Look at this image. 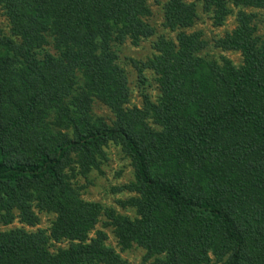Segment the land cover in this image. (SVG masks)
<instances>
[{"label": "trees", "instance_id": "trees-1", "mask_svg": "<svg viewBox=\"0 0 264 264\" xmlns=\"http://www.w3.org/2000/svg\"><path fill=\"white\" fill-rule=\"evenodd\" d=\"M199 4L234 28L212 44L188 33ZM249 9L264 0H0V226L20 224L0 230V264H130L132 248L148 264H264V34ZM126 42L152 48L128 59L139 105ZM110 144L133 170L112 189L130 194L124 212L82 195Z\"/></svg>", "mask_w": 264, "mask_h": 264}, {"label": "rangeland", "instance_id": "rangeland-1", "mask_svg": "<svg viewBox=\"0 0 264 264\" xmlns=\"http://www.w3.org/2000/svg\"><path fill=\"white\" fill-rule=\"evenodd\" d=\"M193 1V0H190ZM153 9V18L151 22L155 25L156 28L160 29V25L162 23V14L159 11V7H152ZM198 13H200V19L197 21L196 25L187 30L188 33L195 31H202L203 38L207 40L210 44L219 37H222L226 31H231L234 28V16L227 19L225 24L221 27H213L212 20L209 19V16L203 12L201 4L197 7ZM248 12H254L257 14L258 19V28L259 33L264 34V9L256 10L249 9ZM0 28L8 33V25L5 21L4 17L0 11ZM162 30V29H161ZM118 53L120 59V65L125 69L130 77V89L131 93V101L135 104H140L141 98L135 87V71L131 67L128 59H137L144 61L152 54V48L150 42H142L139 47H133L129 42H126L122 46H118L115 48ZM209 54H212L215 58L219 56H224L231 60L235 65L240 64L241 56L238 52H221L218 50H209ZM147 78L149 80L148 86L146 85V93L149 95L152 101H155L158 97V92L156 90V84L154 83L153 77L154 75L150 72H146ZM92 112L98 116L105 117L107 121L112 120V114L109 112L108 108L104 105H101L99 102H95L92 107ZM108 153V161L103 163L100 166V170L93 171L88 181L90 184H86V182L81 179V184L84 185L85 189L83 190V198L88 201L99 202L105 207H110L118 212H124L121 207H119L116 203L119 199H125L130 196V194L122 193L115 194L112 192L114 187L128 184L133 181V170L130 166L129 160H127L120 152L118 147H114L112 144L109 147L105 148ZM131 215V212H127ZM104 220V218H103ZM51 219L46 216L41 217V222L39 227L48 228L50 225ZM19 223L15 222L8 227L0 226V230H5L7 228L18 227ZM97 229L102 230L101 224L97 226ZM105 231L108 234L107 245L116 249L117 252H120V249L117 245V241L114 238L111 229L106 228ZM65 246V243L62 244ZM143 250L138 248H132L126 250L125 252H120V255L123 259H126L130 264H148L142 261L143 259Z\"/></svg>", "mask_w": 264, "mask_h": 264}]
</instances>
